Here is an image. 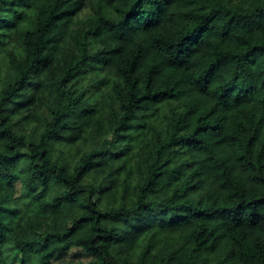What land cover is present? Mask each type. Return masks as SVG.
Here are the masks:
<instances>
[{"label":"trees","instance_id":"obj_1","mask_svg":"<svg viewBox=\"0 0 264 264\" xmlns=\"http://www.w3.org/2000/svg\"><path fill=\"white\" fill-rule=\"evenodd\" d=\"M0 264H264V0H0Z\"/></svg>","mask_w":264,"mask_h":264},{"label":"rangeland","instance_id":"obj_2","mask_svg":"<svg viewBox=\"0 0 264 264\" xmlns=\"http://www.w3.org/2000/svg\"><path fill=\"white\" fill-rule=\"evenodd\" d=\"M33 92V90L31 89L29 92H28V95H31ZM51 92L49 89H46L44 95H40V99L41 102H39V104L37 105V107L35 108L34 110V115L35 116H39V115H42L43 112L47 111V102L45 99H48L51 98ZM49 106L50 105V101H49ZM33 115V116H34ZM24 126L27 127V131L30 133V134H33V132H31V129H30V126L31 124L29 123V121L27 120V122L24 124ZM110 166L105 162L104 164L98 166L95 170H93L92 172L89 173V175L86 177V181H89V182H95L96 183H99L101 181H106V182H109L110 180L114 181V177L109 178V179H105V175H106V172L107 171H110ZM118 185L119 184V181L118 182H114V185ZM116 185V186H117ZM124 186L125 184H121V185H118L117 189H113V188H110V191L109 193L107 192L106 193V201H105V205H112V204H116L118 202H120V199H121V195L123 194V190H124Z\"/></svg>","mask_w":264,"mask_h":264}]
</instances>
